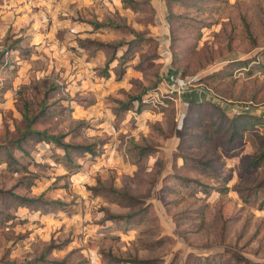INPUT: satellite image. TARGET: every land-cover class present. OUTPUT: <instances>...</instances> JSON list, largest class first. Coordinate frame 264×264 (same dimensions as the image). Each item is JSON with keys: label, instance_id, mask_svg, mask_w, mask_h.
Returning <instances> with one entry per match:
<instances>
[{"label": "rangeland", "instance_id": "1", "mask_svg": "<svg viewBox=\"0 0 264 264\" xmlns=\"http://www.w3.org/2000/svg\"><path fill=\"white\" fill-rule=\"evenodd\" d=\"M132 1L0 0V263L264 264V0Z\"/></svg>", "mask_w": 264, "mask_h": 264}, {"label": "trees", "instance_id": "2", "mask_svg": "<svg viewBox=\"0 0 264 264\" xmlns=\"http://www.w3.org/2000/svg\"><path fill=\"white\" fill-rule=\"evenodd\" d=\"M122 2L126 6H130L129 3L133 2V1L132 0H122ZM104 46H108L109 49L111 48V50L107 49V51L108 50L110 51V55L108 56V61L115 59L118 62V65L120 63L121 64L124 63L125 52H126L125 50L121 52V55L116 57V48H117V46H115V45H107V44H105ZM107 51H105V52H107ZM106 62H107V60H106ZM153 87L155 89L156 86H153ZM137 98L138 97H136V96L133 97V99H137ZM212 102H214V101H212ZM143 103H144V101L141 98L137 99V104H141L142 105ZM130 105H131V99L127 100L125 103H123L122 109H127V108H129ZM114 113H117V112H114ZM233 114H236V117L237 116L241 117L243 115L247 116V114L248 115H255V117H253V120H255V118H260V119H262V121L264 120L260 116L259 113L255 114V113H253L251 111L233 112ZM24 117H25V120H26V126H25L24 130L20 133V136L15 139L16 140V143H15L16 145L15 146H18V141L20 142V141H22L23 139H25L27 137V138H37V139L43 140L45 142H53L57 146L61 147L64 150L68 146L74 147V146L62 141L58 135L48 134L45 131L31 128L30 124H32L33 121L35 120V115L29 117L26 114H24ZM78 146H80V145H78ZM79 148L90 150V146H88V145H84L83 147H79ZM0 149H1L0 153L6 154L9 161H14L15 158L12 155V151H11L10 148L6 147L5 145H1L0 144ZM20 150L23 151V149H21V148H20ZM263 156H264V151H262L260 153L258 160H256V161L254 160L253 163L257 165L259 160L264 158ZM184 181L193 183L202 192H209L208 185H206V184H204V183H202V182H200V181H198L196 179L186 178V179H184ZM262 181L264 182V178L262 179ZM223 188H225V187H223ZM7 192L10 195V197H12L16 201V203L19 204V205H25V206H29L30 205L31 206V203L33 201H35L33 198H26V197H23V196L18 195L16 193H12L11 191H7ZM127 198L133 199L132 197H128V196H127ZM49 202L52 203V202H55V201H49ZM45 204H47V203H45ZM40 206H43V208H46V205H43L42 203L40 204ZM128 261H129V259H128ZM132 261L135 262V260H132ZM142 262L144 263V261H142ZM55 263L56 264H65L64 261H57ZM0 264H23V263H21V262L18 263V262H15V261H4L3 263H0Z\"/></svg>", "mask_w": 264, "mask_h": 264}, {"label": "built area", "instance_id": "3", "mask_svg": "<svg viewBox=\"0 0 264 264\" xmlns=\"http://www.w3.org/2000/svg\"><path fill=\"white\" fill-rule=\"evenodd\" d=\"M184 82V81H183ZM186 82V81H185ZM249 103H252L249 101ZM240 111H251L253 113H259L262 118H264V107H250L249 105H246L245 108L238 110Z\"/></svg>", "mask_w": 264, "mask_h": 264}]
</instances>
